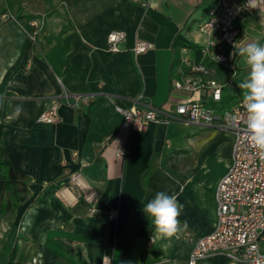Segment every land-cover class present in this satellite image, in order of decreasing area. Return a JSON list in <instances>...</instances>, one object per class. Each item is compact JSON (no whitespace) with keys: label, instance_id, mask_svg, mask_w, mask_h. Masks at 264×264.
I'll list each match as a JSON object with an SVG mask.
<instances>
[{"label":"crops","instance_id":"1","mask_svg":"<svg viewBox=\"0 0 264 264\" xmlns=\"http://www.w3.org/2000/svg\"><path fill=\"white\" fill-rule=\"evenodd\" d=\"M217 1L0 0V94L9 95L0 114V159L29 179L27 200L11 220L0 217V264L12 253L13 264H82L76 253L86 264H188L192 244L214 228L233 134L187 122L130 131L112 105L140 99L169 109L182 102L172 91L178 49L188 47L194 62L205 63L194 27ZM229 1L239 10L238 46L264 44V0L251 13L241 10L245 0ZM113 31L124 34L117 53L106 43ZM138 42L151 48L135 55ZM235 64L243 67L239 56ZM63 93L81 104L67 107ZM55 100L59 121L38 124ZM17 105L24 109L19 118ZM160 191L183 205L182 230L170 242L143 212ZM91 192L97 198L89 202ZM196 264L228 261L218 254Z\"/></svg>","mask_w":264,"mask_h":264},{"label":"built area","instance_id":"2","mask_svg":"<svg viewBox=\"0 0 264 264\" xmlns=\"http://www.w3.org/2000/svg\"><path fill=\"white\" fill-rule=\"evenodd\" d=\"M129 1L144 6L151 2ZM247 3L248 0H245L241 10L251 13L256 6L248 7ZM208 11L206 18L198 24V32L206 40V46L201 49L206 58L205 63L194 62L188 47L181 46L178 49L181 71L178 78L172 81V91L182 95L183 101L169 109L142 103L140 99L127 108L117 104H113L112 108L121 115L123 124L130 131H142L147 124L187 122L233 134L230 163L216 187L214 228L192 244L188 264H196L206 256L218 254L225 256L228 264H264V160L258 156L245 134L243 96L237 90L233 94L235 99L225 96L238 74L236 56L231 53L241 35L239 10L229 0H218ZM123 39V33L110 32L106 40L109 51L119 52L118 46ZM150 48V44L138 42L133 53L138 55ZM214 54L222 59L216 62ZM106 98L110 101V97ZM60 101L67 107L76 108L82 100L63 93ZM58 105L56 100L50 102L36 117V122L40 125L56 124L59 121ZM125 153V144H119L116 155L123 157ZM78 179L79 174L71 177L74 182ZM96 198L94 192L87 196L89 202ZM114 217L112 213L109 214V219ZM102 264H110V260L105 259Z\"/></svg>","mask_w":264,"mask_h":264},{"label":"clouds","instance_id":"3","mask_svg":"<svg viewBox=\"0 0 264 264\" xmlns=\"http://www.w3.org/2000/svg\"><path fill=\"white\" fill-rule=\"evenodd\" d=\"M248 7H255L256 0H248ZM232 56H239L242 65L248 69L246 77L238 84L243 93V106L246 109L245 134L258 156L264 160V44L249 42L233 45ZM219 62L222 58L214 54ZM3 97H0L2 104ZM24 109L17 105L14 116L19 118ZM183 205L175 194L157 192L155 197L144 204L143 212L152 224L155 234L162 240L171 241L182 230L180 216Z\"/></svg>","mask_w":264,"mask_h":264},{"label":"trees","instance_id":"4","mask_svg":"<svg viewBox=\"0 0 264 264\" xmlns=\"http://www.w3.org/2000/svg\"><path fill=\"white\" fill-rule=\"evenodd\" d=\"M9 95L0 94L3 99ZM236 96H230V99H235ZM2 104H0L1 114ZM29 179L27 176L7 166L0 159V217L11 220L16 212V209L25 202L28 198L29 191L27 190ZM79 204L82 202L79 200ZM78 260L82 264H86L81 258L80 253H76ZM13 253L8 259V264H13Z\"/></svg>","mask_w":264,"mask_h":264},{"label":"rangeland","instance_id":"5","mask_svg":"<svg viewBox=\"0 0 264 264\" xmlns=\"http://www.w3.org/2000/svg\"><path fill=\"white\" fill-rule=\"evenodd\" d=\"M195 29H198V25H195L194 30ZM200 37L201 38H199L197 40L193 39L195 42L194 45L195 46L197 45L198 47H205L206 46V40L204 39V37L201 34H200ZM247 72H248V69L246 67H244V66L240 67L237 76L234 77L232 80V85L228 88L229 91L234 92L235 90L239 89L238 84L242 81V79H244L246 77ZM239 93H240L239 94L240 96H243L241 89H239ZM209 106H211V105L209 104Z\"/></svg>","mask_w":264,"mask_h":264}]
</instances>
